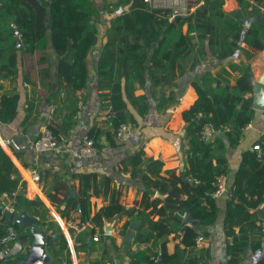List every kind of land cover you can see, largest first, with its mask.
Segmentation results:
<instances>
[{"label": "trees", "instance_id": "16d2710c", "mask_svg": "<svg viewBox=\"0 0 264 264\" xmlns=\"http://www.w3.org/2000/svg\"><path fill=\"white\" fill-rule=\"evenodd\" d=\"M224 4L225 0H189L187 14L171 19L168 15L171 9L154 8L144 0L104 3V11L115 14L106 30V42L98 61V89L102 106L109 108L106 115L108 128H100L95 121L86 132L98 151L103 149L104 137L110 146L117 145L116 134L122 124L132 128L138 125L129 103L141 117L147 114L148 96L138 94L136 90L145 87L148 77L153 85L175 86L198 65L232 57L241 45L247 60L264 51V0H238V8L231 12L225 10ZM245 17H253L254 21L247 26ZM99 21L100 9L96 0H0V80L16 79L20 51L33 53L50 49L57 56L55 82L51 76L48 83L44 82L51 94L58 88L60 115L48 125L58 144L64 141L68 127L73 123V114L77 113L75 97L87 87L86 56L98 39ZM15 26L19 35H16ZM19 42L23 47L18 46ZM194 86L198 98L183 113L187 123L189 167L163 170V162L145 157L143 147L128 159L144 186L164 195V199L144 190L134 208L126 210L121 204L122 189L114 185L110 177L100 178L96 172H78L74 178L79 181V193L69 199L62 214L66 215L79 205L82 223L92 224V234L97 230L104 234L106 222L126 215L123 236L132 225L131 218L136 216L142 224L130 246L156 243L173 234L180 244L169 253L165 241L162 243L165 264H207L209 249H198L199 225L216 222L218 204L214 193L218 178L227 176L228 170L226 157L214 153L215 146L224 147L223 139L216 137L215 142L204 141L201 131L210 124L224 133L231 146L240 144L245 128L255 115L253 99L246 97L253 91L252 73L243 68L242 74L232 82L230 72L224 69L215 75L207 72L194 82ZM47 94L48 91L34 85L30 92L29 115L23 126L35 122L43 107L51 102L52 96L49 98ZM153 95L158 99L155 88ZM172 99V94H161L160 108L169 106ZM17 106V95L0 94V122H12ZM65 108L73 109L61 118ZM256 144L264 152V134ZM15 174L13 159L0 145V239L5 243L13 241L9 237L10 228H14L15 240L24 244L31 238V233L23 231L13 221H6L2 196L11 197L15 214L26 211L38 215V224L43 228L47 218L42 209L44 203L40 199L26 198V183ZM53 187L48 198L60 207L70 195L69 187L63 180L55 182ZM95 195H104L108 205L92 215L91 197ZM187 211H190L191 219L198 221V226L183 223ZM224 227L229 238V264H240L249 249L261 248L264 156L259 157L253 147L243 153L231 184ZM60 243L63 247V239ZM131 256L130 264H153L157 255L137 248ZM20 260V254H13L0 260V264H17ZM92 264L101 263L95 260ZM257 264H264V258Z\"/></svg>", "mask_w": 264, "mask_h": 264}, {"label": "crops", "instance_id": "0c3cea01", "mask_svg": "<svg viewBox=\"0 0 264 264\" xmlns=\"http://www.w3.org/2000/svg\"><path fill=\"white\" fill-rule=\"evenodd\" d=\"M100 9V21L98 23V39L93 44L91 50L86 56V70L88 74V82L86 89L79 91L75 97V107L77 113L73 114V123L68 127V134L64 141L59 144L61 152L55 155L52 152L39 154L33 151L32 144L39 137L41 132L48 128L53 120H58L60 115L59 103L57 99L56 88L52 94L48 90L49 76L56 79L55 66L58 61L57 56L52 50H36L33 53L19 52L18 67L19 73L14 80H0V94L8 93L18 96L17 113L14 120L10 123L0 122V139H14L17 146L12 144L0 145L11 156L15 163V170L22 182L26 183L25 196L30 200L40 199L44 203L42 209L45 211L47 225L43 228L47 234L60 235L56 239H52L51 245L45 247L46 264H92L93 261L99 260L101 264H130L133 253L137 248L146 249L151 254H156L154 263L162 255V243L165 241L167 251L173 253L180 244V240L175 238L173 234L167 236L158 242H150L140 247L130 246L132 242L128 241L133 227L140 220L133 216L131 218L132 225L122 235V225L127 220L126 215L114 217L104 226L105 233L101 234L99 230L96 234H92V224L89 222L82 223L79 205L74 210L63 215L66 210V204L71 197H77L79 193V181L75 180L74 174L78 172H96L99 177H110L114 185L122 189L121 204L126 210L134 208L140 201L142 191L147 190L150 194L157 192L144 186L140 175H135V167L128 160L133 153L143 147L147 158L159 159L163 162V170L180 169L185 170L189 167V147L186 137V120L183 116L184 111L188 110L198 98L197 89L194 82H198L200 78L207 72L216 74L221 70L230 72L231 81L233 82L242 74V69L249 70L252 73L253 91L248 93L246 97L255 100L254 83L264 74V51L259 52L253 58L247 60L241 48L232 56L225 60L215 61L213 64H201L195 70L186 73L175 86L153 85L151 78L144 88L136 90L139 94L146 93L149 101V110L144 117L129 103L128 107L137 119L138 125L132 128L130 139L127 142H119L117 139L116 146H110L108 140L103 138V149L97 154L89 157L81 156L79 148L84 135L95 121L102 129L108 128L107 114L109 108L102 106V100L98 89V61L101 51L106 42V30L110 25L115 14H109L104 11V3L116 0H96ZM224 8L231 12L238 8V0L235 5ZM124 9V8H121ZM251 18V17H248ZM254 21V20H253ZM23 47V44H22ZM38 53V54H37ZM47 58L46 61H42ZM38 64L40 70L36 71L37 75L32 74L28 65ZM234 66V67H233ZM46 79V80H45ZM46 83H45V82ZM43 89L48 91L47 97L50 103L43 107L42 112L38 115L35 122L29 126H23L29 115L30 92L32 88ZM153 88L161 94H172L173 99L170 105L160 108L159 97L153 95ZM63 95V93H60ZM55 96V97H54ZM68 108V107H67ZM61 113V118L66 116L67 109ZM255 110L252 122L245 128L240 144L236 147L231 146L225 136L217 134L216 137L223 139L224 147L216 148L214 153L224 155L227 159V177L229 185L235 179V175L240 167L243 153L252 149L253 145L264 134V110ZM36 115V112L35 114ZM60 119V118H59ZM216 137L212 140L216 141ZM17 151V155L15 154ZM38 170L41 179L39 182L32 180V170ZM145 172V170H144ZM14 177V176H13ZM66 181L70 195L66 198L65 203L60 207L52 204L48 198V193L52 192L55 182ZM23 189L22 185L19 186ZM19 189V191H21ZM74 191L76 195L71 194ZM14 195H16L14 193ZM165 198L164 195L161 197ZM4 208L11 204L13 200L7 194L2 196ZM217 199L218 217L212 225H199L200 235L204 239L198 243V249H209L210 259L207 264H229V256L227 252L228 236L226 235L224 223L227 211V196ZM92 215L108 205V200L104 195L92 196ZM7 209V208H6ZM30 216L38 220V215L27 212ZM156 217L155 219H157ZM142 224V222H141ZM79 228H77V227ZM14 229V228H13ZM30 232L28 229H26ZM237 230H239L237 228ZM94 236L99 237L97 241ZM5 243L7 248L11 249V255L20 254L21 260L25 259L33 248V237L24 244L15 240ZM63 239L62 247L60 240ZM21 245V250H18ZM264 258V236L260 249L253 251L248 250L240 264H257ZM163 259V257H162ZM20 260V261H21ZM153 263V264H154ZM163 264L164 260H163Z\"/></svg>", "mask_w": 264, "mask_h": 264}, {"label": "built area", "instance_id": "2783aa9c", "mask_svg": "<svg viewBox=\"0 0 264 264\" xmlns=\"http://www.w3.org/2000/svg\"><path fill=\"white\" fill-rule=\"evenodd\" d=\"M144 1L147 3H150L152 5V7H154V8L171 9V13L168 14L171 19L178 16V15H182V13L178 9H174V7H172L171 5H169L168 7H163L162 5H160V6L154 5V3H153L154 0H144ZM131 133H132V127L128 124H122L117 131L116 138L119 142H122V143L127 142L130 139ZM218 133L219 132L217 129H215V127H213L210 124H207L204 126V128L201 131V137L204 141L209 142V141H212L217 136ZM57 147H58L57 137L48 128L43 130L41 132V134L39 135V137L32 144L33 151L36 153H39V154L52 152V151L56 150ZM253 149L258 151L259 157L264 156V152L262 151L259 144L253 145ZM97 152H98V150L95 147L94 140L89 138L85 134L83 139H82L80 148H79V154L81 156L89 157V156H93V155L97 154ZM31 175H32V180L34 182L37 183L40 181L41 175H40L38 170H36V169L32 170ZM230 190H231V185H229L228 177L226 175L220 176L218 178V182H217V189L214 193L215 198L228 196V194L230 193ZM6 208L11 213L15 212L13 204L7 205ZM77 228H79V227H77ZM15 236H16V234H15L14 229L10 228V237L9 238H15ZM203 239H204V237L200 236L198 239V243H200ZM94 240L97 241L98 237L95 236ZM18 247H19L18 250H21V248H22L21 245H18ZM10 250L11 249H9V248H7V246H5V240L0 239V260L11 255L12 251H10ZM36 264H46V263L38 262Z\"/></svg>", "mask_w": 264, "mask_h": 264}, {"label": "water", "instance_id": "95a60500", "mask_svg": "<svg viewBox=\"0 0 264 264\" xmlns=\"http://www.w3.org/2000/svg\"><path fill=\"white\" fill-rule=\"evenodd\" d=\"M254 18H244V24L249 26L253 22ZM15 32L16 35H19V31L17 27L15 26ZM20 48L22 47V43L19 42L18 45ZM149 63V60L148 62ZM254 95L255 100L253 102V108L257 110H264V74L259 79V81L254 83ZM220 136H224L223 132L218 133ZM0 142H2L4 145H14L17 146V141L14 139H0ZM71 194L76 195L74 191H71ZM157 196L162 197V195L157 192ZM4 212L6 215V221H13L20 225L21 229L25 231L28 229L33 237V248L29 255L19 261L17 264H36L38 262H44L46 261V255H45V247H49L51 245L52 239L58 238L60 235H51L47 234V232L39 227L38 221L35 217L30 216L26 211L22 212L21 214H15L11 213L8 209L4 208ZM190 223L193 226H198V221L191 219L190 211H187L184 218L183 223ZM141 225V221H139L137 224L134 225L133 231L131 232V235L128 238L129 242H132L133 238L135 237L136 230ZM154 264H163L162 255L158 258V260Z\"/></svg>", "mask_w": 264, "mask_h": 264}, {"label": "rangeland", "instance_id": "374dc122", "mask_svg": "<svg viewBox=\"0 0 264 264\" xmlns=\"http://www.w3.org/2000/svg\"><path fill=\"white\" fill-rule=\"evenodd\" d=\"M227 1H228L226 5L227 8L235 5V0H227ZM153 3L154 5H157V6L162 5L163 7H168L169 5H171L172 7H174V9H178L182 13V15L187 14L188 9H189L188 7L189 0H154ZM161 9H167V8H161ZM192 10L194 9L192 8ZM28 69H30L32 74H34L35 76L37 75L36 71L40 70V68L38 67V64H34V63H32L30 67L28 65ZM56 95H59V93H57ZM61 151L62 150L61 148H59V144H58L57 149L54 150L53 153L58 156L59 155L58 153H60Z\"/></svg>", "mask_w": 264, "mask_h": 264}]
</instances>
